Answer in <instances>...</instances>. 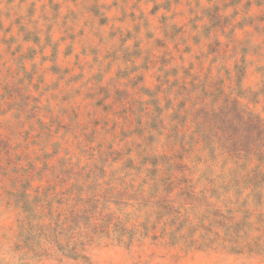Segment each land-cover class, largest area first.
Returning <instances> with one entry per match:
<instances>
[{
  "label": "rangeland",
  "instance_id": "374dc122",
  "mask_svg": "<svg viewBox=\"0 0 264 264\" xmlns=\"http://www.w3.org/2000/svg\"><path fill=\"white\" fill-rule=\"evenodd\" d=\"M262 56L264 0H0V244L9 208L37 264H121L66 235L104 211L115 167L135 178L120 203L143 191L138 264H261L264 160L228 149L264 145L241 122L264 118Z\"/></svg>",
  "mask_w": 264,
  "mask_h": 264
},
{
  "label": "clouds",
  "instance_id": "9594fccd",
  "mask_svg": "<svg viewBox=\"0 0 264 264\" xmlns=\"http://www.w3.org/2000/svg\"><path fill=\"white\" fill-rule=\"evenodd\" d=\"M78 7L83 8V5H79ZM124 7H127V5ZM204 23H206V21H204ZM250 31L251 30H246V32ZM236 36L249 38L247 35L241 33H236ZM234 44L235 40H233V45ZM235 59L236 57L232 56L217 62L216 67L220 78L224 77V72L230 68L231 62ZM259 63L264 64V56L260 58ZM255 67L256 64L251 65V68ZM254 79L256 78L254 77ZM247 83L250 82H246V85ZM52 107L53 105L49 101L47 105L41 106L40 110L47 113L48 109ZM61 107L63 106L61 105ZM48 114L50 115L51 113ZM13 122V120L6 118V126L11 127ZM98 136L108 143L114 142L113 140H109L106 131L99 132ZM85 155H87V153H85ZM93 159H95V157H93ZM112 173V179L107 184L110 191L103 193L104 211L94 215L87 224H82L72 231L67 232L66 235L71 237L69 243L82 247L86 254L91 253L92 250L109 249L112 251L113 255H118L120 257L121 264H138L139 255L145 253L143 249L145 238L142 237L140 232V222L143 218V212L139 210V197L143 195V191L137 192L134 197H131L127 205L120 203V194L126 188L124 181L132 180L135 182V178L131 175H126L124 171L115 167L112 168ZM114 204L116 205L115 208L113 207ZM3 219L5 221V228L4 239L2 244H0V264H37L31 257V254L17 251L15 248L16 242L14 233L16 231V223L12 217L11 209H4ZM54 221L55 217L49 218L42 214L39 223L51 224ZM125 229L136 233V240L131 248H126L127 233L124 231ZM199 235V233L194 234L191 239L196 240ZM62 239H64V237H62ZM137 243L141 245L139 255L136 248ZM42 246L47 247L48 242L42 240ZM255 259L256 258H253V261ZM44 264H55V259L44 261ZM261 264H264V259L261 260Z\"/></svg>",
  "mask_w": 264,
  "mask_h": 264
},
{
  "label": "trees",
  "instance_id": "16d2710c",
  "mask_svg": "<svg viewBox=\"0 0 264 264\" xmlns=\"http://www.w3.org/2000/svg\"><path fill=\"white\" fill-rule=\"evenodd\" d=\"M221 113L222 111H214V113ZM241 122L242 125L249 127V125H254L256 127H258V134H259V138L254 140L255 142H258V140L261 141L262 136L264 135V118L261 117V115L256 116V118H254L253 114L251 112H246V111H242L241 113ZM248 124V125H246ZM253 127V126H252ZM254 128V127H253ZM255 130V129H254ZM222 132H226V130L224 128H221ZM244 132V130H243ZM256 132V130H255ZM264 140V139H263ZM206 147H211V144H209V142H205L204 143ZM233 149H228V151L230 152V154L232 155H238L239 158H243L241 161L244 163L243 167H246L247 163L250 162L251 160H264V145L262 146H256L255 148V152L254 155H252V153L244 150V149H238V147L234 146L235 144L230 143ZM214 151V149H213Z\"/></svg>",
  "mask_w": 264,
  "mask_h": 264
}]
</instances>
